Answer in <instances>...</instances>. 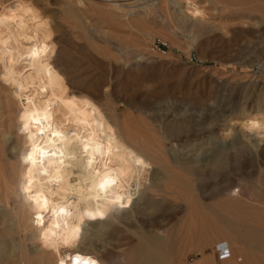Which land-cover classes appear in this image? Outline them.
Segmentation results:
<instances>
[{
    "label": "rangeland",
    "instance_id": "374dc122",
    "mask_svg": "<svg viewBox=\"0 0 264 264\" xmlns=\"http://www.w3.org/2000/svg\"><path fill=\"white\" fill-rule=\"evenodd\" d=\"M15 1L0 0V6ZM23 1L47 20L55 48L51 63L73 94L93 102L111 124L129 120L151 144L162 143L165 154L185 158L197 170L191 174L185 168L191 192L178 198L173 193L178 184L156 170L146 146L139 139L126 142V200L114 209L118 218L80 225V253L95 264H131V250L140 239L166 228L170 236L162 242L168 251L158 257L160 264H229L232 259L246 264L251 254L264 259V241L195 235L201 227L219 226L207 205L225 197L216 195L220 184L235 188L243 203L239 210L248 215L238 229H264V130L244 126L248 118H264V16L254 12L235 19L218 0ZM192 3L202 17L191 12ZM0 89L9 91L2 78ZM15 109L11 106L8 114L10 142L21 146ZM179 120L180 128L171 124ZM113 124L110 129L118 131ZM220 154L225 163L219 170L214 165ZM190 194L201 206H189ZM6 195L12 196L0 188V264L52 263L50 255L29 251L38 241L27 222L20 226L4 208ZM184 209L185 225L180 221ZM189 211L196 218L188 219Z\"/></svg>",
    "mask_w": 264,
    "mask_h": 264
},
{
    "label": "bare ground",
    "instance_id": "6f19581e",
    "mask_svg": "<svg viewBox=\"0 0 264 264\" xmlns=\"http://www.w3.org/2000/svg\"><path fill=\"white\" fill-rule=\"evenodd\" d=\"M218 1L223 11L235 19L251 18L254 12L264 16V0ZM191 6V12L202 17V9L194 3ZM0 7V78L9 88L8 92L0 89V188L12 194L5 196L4 208L20 226L27 222L31 238L38 241L37 248L29 251L50 255L53 260L50 264H75L76 257L80 258V264H95L80 253L77 231L91 219L118 218L119 210L114 209L126 200L130 178L126 142L136 143L139 139L144 149L146 146L158 165L156 170L167 181L178 184L179 190L173 191L178 198L185 199V190H189L185 187V168L191 174L197 170L185 158L179 161L170 158L161 149L162 143L151 144L146 140L149 136L145 139L143 132L132 127L127 119L121 124L116 121L113 124L111 120L118 130L112 131V124L98 107L73 94L68 79L51 63L55 49L52 33L38 10L23 0ZM13 105L17 106L14 118L21 146L10 142L8 114ZM173 123L180 128L181 120ZM244 124L248 129L264 130V118L251 117ZM224 160L221 155L215 168L220 170ZM233 189L231 185L220 184L216 195L225 197L207 205L217 218L218 228L201 227L195 235L264 241V229H238L247 223L248 215L239 210L243 203L237 200L238 193L232 192ZM190 195L189 206L193 209L201 206ZM167 199L164 195V200ZM189 212L188 219L196 218L193 211ZM180 221L185 225V209ZM167 231L160 228L156 235L143 236L131 250V264L163 263L158 257L168 251L162 242L170 236ZM143 253L148 256L146 261L139 259ZM233 263L232 259L229 264Z\"/></svg>",
    "mask_w": 264,
    "mask_h": 264
},
{
    "label": "crops",
    "instance_id": "0c3cea01",
    "mask_svg": "<svg viewBox=\"0 0 264 264\" xmlns=\"http://www.w3.org/2000/svg\"><path fill=\"white\" fill-rule=\"evenodd\" d=\"M252 253V252H251ZM258 262H260L261 264H264V259H257L255 258L254 259V256L253 254L250 255V260H248V262L246 264H259Z\"/></svg>",
    "mask_w": 264,
    "mask_h": 264
},
{
    "label": "snow or ice",
    "instance_id": "6c2138e0",
    "mask_svg": "<svg viewBox=\"0 0 264 264\" xmlns=\"http://www.w3.org/2000/svg\"><path fill=\"white\" fill-rule=\"evenodd\" d=\"M75 264H80V258L79 257L75 258Z\"/></svg>",
    "mask_w": 264,
    "mask_h": 264
}]
</instances>
